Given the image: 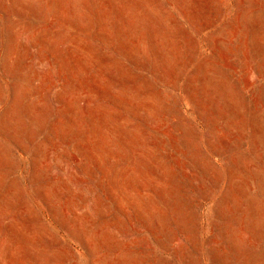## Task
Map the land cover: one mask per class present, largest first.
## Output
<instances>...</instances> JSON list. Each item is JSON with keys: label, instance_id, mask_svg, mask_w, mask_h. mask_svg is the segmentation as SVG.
<instances>
[{"label": "rangeland", "instance_id": "obj_1", "mask_svg": "<svg viewBox=\"0 0 264 264\" xmlns=\"http://www.w3.org/2000/svg\"><path fill=\"white\" fill-rule=\"evenodd\" d=\"M0 264H264V0H0Z\"/></svg>", "mask_w": 264, "mask_h": 264}]
</instances>
